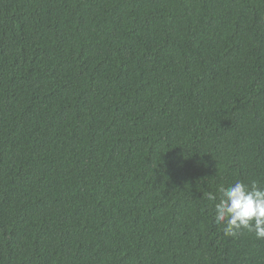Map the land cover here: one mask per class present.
<instances>
[{
  "label": "trees",
  "instance_id": "trees-1",
  "mask_svg": "<svg viewBox=\"0 0 264 264\" xmlns=\"http://www.w3.org/2000/svg\"><path fill=\"white\" fill-rule=\"evenodd\" d=\"M254 179L264 0H0V264H264Z\"/></svg>",
  "mask_w": 264,
  "mask_h": 264
},
{
  "label": "clouds",
  "instance_id": "clouds-1",
  "mask_svg": "<svg viewBox=\"0 0 264 264\" xmlns=\"http://www.w3.org/2000/svg\"><path fill=\"white\" fill-rule=\"evenodd\" d=\"M208 201L214 202V222L222 226L225 237L236 238L242 231L253 233L264 240V182L237 180L216 192H207Z\"/></svg>",
  "mask_w": 264,
  "mask_h": 264
}]
</instances>
